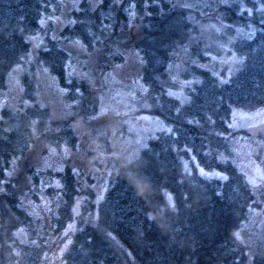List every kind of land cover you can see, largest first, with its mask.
Segmentation results:
<instances>
[{
	"label": "trees",
	"instance_id": "1",
	"mask_svg": "<svg viewBox=\"0 0 264 264\" xmlns=\"http://www.w3.org/2000/svg\"><path fill=\"white\" fill-rule=\"evenodd\" d=\"M48 1L0 0V89L12 64L26 56V35L36 27ZM260 2L77 0L69 11L70 21L56 35L45 34L21 73L25 97L35 95L34 66L39 64L75 100V112L96 106L99 76H91L94 84L66 76L69 50L63 42L73 38L89 50L96 48V59L104 67L118 61L122 50H133L146 101L140 110L163 122L132 155L114 159L101 193L94 196L86 186L79 210L78 186L69 165H64L63 192L50 218L52 230L64 227V246L47 264H264V218L253 231L243 226L254 202L249 182L232 162L216 156L229 151L230 109L264 104ZM207 18L223 25L217 31L219 43L203 28ZM181 48L190 60L182 70L184 94L178 95L172 91L175 82L167 63ZM220 52L230 57L227 72L199 65ZM43 111L29 108L41 119L46 116ZM47 121L67 126L64 118ZM39 123L31 136L17 126L0 125V182L5 186L0 191V243L2 234L16 225L24 226L30 237L18 246H0V264H38L44 250L45 230H36L34 214L17 201L20 191L29 192L30 200L34 197L30 186L35 174L30 175L29 160L50 129L42 120ZM22 142L23 153L27 152L13 176L4 179L9 158ZM169 196L174 207L169 206Z\"/></svg>",
	"mask_w": 264,
	"mask_h": 264
},
{
	"label": "rangeland",
	"instance_id": "2",
	"mask_svg": "<svg viewBox=\"0 0 264 264\" xmlns=\"http://www.w3.org/2000/svg\"><path fill=\"white\" fill-rule=\"evenodd\" d=\"M76 2L77 0L47 2L36 27L26 35L29 41L26 56L12 64L0 89V125L4 128L17 126L26 132L27 136L37 131L40 125L38 120H42L43 124L50 128L45 135L42 134V145L32 153L29 160L32 168L30 175L35 174V184L30 186L34 197L30 200L27 195L29 192L20 191V198L17 199L27 212L32 216L34 214L32 218L35 219L36 230H45L44 250L38 264H47L48 259L54 258L59 247L60 232L51 229L50 218L63 192L62 166L69 165L73 180L78 186V192L75 194L78 202L76 201L75 206L79 210V201L84 198L86 186L92 189L94 196L99 193L114 159L132 155L148 135L163 126L158 117L140 110V105L146 104V101L142 96V85L138 81L137 55L129 49L120 52L118 61H112L104 67L100 66L96 59V48L89 50L73 38L63 42L69 50L65 63L68 78L83 77L94 84L95 80L91 76H99L96 82L100 83L96 93V106L93 109L88 108L85 113L74 111L75 100L68 98L65 87L39 64L34 66V97L23 95L22 70L26 63L33 59L35 50L42 43L45 34L56 35L60 26L70 21L69 11ZM260 6L264 9V0H261ZM202 24L210 39L217 43L222 41L217 34V31L223 28L221 22L207 18ZM187 60L190 59L181 48L171 53L167 63L168 75L175 82L172 91L178 95L184 94L185 91L186 79L182 70ZM198 63L215 72H227L231 66L230 57L223 52L218 55L211 54L207 60ZM30 107L45 110L43 112L46 116L41 119L30 113ZM72 113L74 116L71 117ZM49 118H64L67 120V126L60 122L49 124ZM227 124L229 151H219L216 156L220 161L232 162L249 182L254 202L250 205L243 226L253 231L264 218V104L249 109L232 107ZM23 145V142L17 145L18 151L10 156L4 179L13 176L18 160L27 152L23 153ZM53 149L54 152L51 151ZM19 155L22 156L18 159ZM198 169H202V166L198 165ZM210 172L218 173L214 169ZM1 190L5 191L4 182H0ZM11 228L9 232L7 230L6 235L2 234L3 246H18L21 241L30 238L24 226L16 225ZM34 238L37 237L34 235Z\"/></svg>",
	"mask_w": 264,
	"mask_h": 264
},
{
	"label": "flooded vegetation",
	"instance_id": "3",
	"mask_svg": "<svg viewBox=\"0 0 264 264\" xmlns=\"http://www.w3.org/2000/svg\"><path fill=\"white\" fill-rule=\"evenodd\" d=\"M62 171H64V166H62ZM105 180V179H104ZM55 183V181H54ZM62 189H63V185H62ZM101 191V190H100ZM4 192V191H3ZM101 193V192H100ZM10 230V229H9ZM11 230H13V228H11ZM33 240H35L36 238L32 237ZM0 246H3L2 243H0ZM11 246V245H9ZM58 246H64V227H62L60 229V238H59V243H58Z\"/></svg>",
	"mask_w": 264,
	"mask_h": 264
},
{
	"label": "snow or ice",
	"instance_id": "4",
	"mask_svg": "<svg viewBox=\"0 0 264 264\" xmlns=\"http://www.w3.org/2000/svg\"><path fill=\"white\" fill-rule=\"evenodd\" d=\"M45 71H46V70H45ZM241 118H243V116H241ZM51 151L54 152L55 150L53 149V150H51ZM65 151L67 152V150H65ZM214 175H219V174H218V173H215ZM131 179H132V181L137 182L135 176H132ZM252 182L254 183V181H252ZM168 201H169V206L174 207V205H173V203H172V198H171V196L168 197ZM235 235H236V237L239 239L240 234H239V233H236Z\"/></svg>",
	"mask_w": 264,
	"mask_h": 264
},
{
	"label": "water",
	"instance_id": "5",
	"mask_svg": "<svg viewBox=\"0 0 264 264\" xmlns=\"http://www.w3.org/2000/svg\"><path fill=\"white\" fill-rule=\"evenodd\" d=\"M167 199H168V197H167Z\"/></svg>",
	"mask_w": 264,
	"mask_h": 264
}]
</instances>
